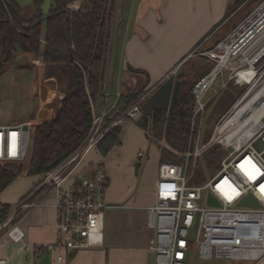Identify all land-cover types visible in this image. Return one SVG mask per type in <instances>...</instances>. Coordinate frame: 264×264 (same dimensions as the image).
<instances>
[{
    "label": "built area",
    "instance_id": "2783aa9c",
    "mask_svg": "<svg viewBox=\"0 0 264 264\" xmlns=\"http://www.w3.org/2000/svg\"><path fill=\"white\" fill-rule=\"evenodd\" d=\"M201 46L190 53L191 57L197 54L212 66L191 90L197 108L186 152L180 154L171 150L164 140L145 131L152 142L182 159L181 163L160 162L157 167L155 202L146 208V226L153 232L148 249L154 255V264H186L192 245L203 261L264 264V147L260 151L253 147L259 141L264 146V116L247 135L232 138L235 126L222 131L225 121L219 124L235 109L234 104L218 120L207 142L200 143L198 134L193 138L196 118L202 116L207 104L221 89L230 81L246 80L248 73L264 63V0L211 49L199 51ZM181 64L169 71L162 82L174 78ZM223 72H226V81L204 100L207 89ZM162 82L145 89L127 109L114 117H108L104 110L95 113L92 108V123L84 142L58 168L42 176L35 191L45 187L53 192L55 240L47 249L55 254L57 264L64 261L68 252L101 247L104 240V220L109 208L105 201L107 172L97 166L89 177L76 179L72 177L74 171L109 130L134 124L142 116L143 105ZM33 127L31 120L0 126V164L27 162ZM214 145L227 152L219 170L204 183L193 184L192 167ZM34 192L21 199L0 220V235L6 233L14 242L23 241L25 235L15 221L21 210L33 206ZM209 198L216 200L218 206L209 204ZM249 199L257 206L242 204ZM193 229L195 234L191 240L189 233ZM0 264L5 261L0 260Z\"/></svg>",
    "mask_w": 264,
    "mask_h": 264
},
{
    "label": "crops",
    "instance_id": "0c3cea01",
    "mask_svg": "<svg viewBox=\"0 0 264 264\" xmlns=\"http://www.w3.org/2000/svg\"><path fill=\"white\" fill-rule=\"evenodd\" d=\"M231 1L234 0H115L105 81L100 96L93 102L94 112L104 110L108 117H114L119 113L122 96L162 82L169 71L228 21L233 13H227ZM79 5L77 1L73 8ZM140 118L120 127V144L108 155L102 156L96 148L74 171L73 178L84 179L97 166L106 170L105 201L109 208L103 245L68 252L61 264H154V255L148 249L153 232L146 226V208L155 202L162 146L149 139L145 131L150 129L140 126ZM146 125H151L150 119ZM145 139L157 148L151 175L146 170L148 162L142 168V161L149 156L146 146L142 147ZM30 178L35 180L31 187L0 203L13 208L34 192L42 176ZM53 199V192L45 187L33 193V206L21 210L15 221L24 239L14 242L6 233L1 234L0 260L5 264H57L55 254L47 249L55 240Z\"/></svg>",
    "mask_w": 264,
    "mask_h": 264
},
{
    "label": "trees",
    "instance_id": "16d2710c",
    "mask_svg": "<svg viewBox=\"0 0 264 264\" xmlns=\"http://www.w3.org/2000/svg\"><path fill=\"white\" fill-rule=\"evenodd\" d=\"M77 1L80 5L73 8ZM114 1L51 0V7L44 15L42 0H33V14L24 19L16 0H0V74L19 54L40 56L44 66L60 67L65 74L64 95L57 112L34 123L27 162L23 165L0 164V194L22 174L43 176L58 168L88 136L92 105L100 96L105 81ZM242 1L237 0V4ZM213 35L203 43L200 51L213 47H205ZM191 58L178 68L177 78L181 83L177 101L168 110L155 109L149 115L142 114L138 121L144 129H150L154 137L162 138L164 135L165 142L178 153H184L188 146L195 108L191 88L212 66V63H207L205 69H200V62L190 63ZM198 59L202 63L205 61L204 57L199 56ZM235 82L230 81L221 92L211 117L225 111L236 99L239 92ZM143 91L145 88L122 96L118 102L119 113ZM149 119L150 126L146 125ZM120 135V127L109 130L99 142L98 152L102 156L108 155L113 147L120 144ZM226 154L219 145L205 151L192 183H203V171L207 172V177L215 174ZM160 160L168 163L182 161L166 148L161 149ZM10 209V205L0 203V220Z\"/></svg>",
    "mask_w": 264,
    "mask_h": 264
},
{
    "label": "rangeland",
    "instance_id": "374dc122",
    "mask_svg": "<svg viewBox=\"0 0 264 264\" xmlns=\"http://www.w3.org/2000/svg\"><path fill=\"white\" fill-rule=\"evenodd\" d=\"M19 6L21 7V16L24 19H28L33 14V0H16ZM244 1V0H243ZM242 1V2H243ZM261 0H249L246 1L241 7L237 4V0L231 1L228 5L227 13L231 10L233 15H230V19L223 23L222 26H219L216 31L212 34L213 37L208 43L205 44V47L214 46L217 41L221 40L240 20H242L249 11ZM51 7V0H42V11L46 15L48 10ZM236 10V11H235ZM231 11V12H232ZM235 11V12H234ZM230 14V13H228ZM211 35V36H212ZM202 49V48H201ZM200 51V50H199ZM197 54L190 59L193 62H198V67L205 69L202 61L198 59ZM201 65V66H200ZM206 65V64H205ZM264 63L259 67H256L254 71L248 73V77L244 81H236L235 87L238 89L239 94L236 96V99L227 107L223 112H219L216 115H212V109L214 103L218 100L221 92L226 89L227 86L221 89V91L207 104L205 107L204 113L202 116L196 118L195 121V134L193 138H196L198 134L199 142L205 143L211 137V134L214 130V127L218 120L231 108L238 99L248 90L253 81L260 75L264 74ZM178 71L176 76L173 79L177 81ZM226 72H223L222 75H219L215 82L207 89L204 100L208 99L215 90L219 89L221 85L226 81ZM65 74L60 67L57 66H44L42 60L39 57L34 55L25 56L19 54L13 63L6 66L5 71L0 74V125H7L17 122H22L26 120H31L33 123L36 121L45 119L49 116L54 115L63 99L64 95V86H65ZM194 85L192 86V88ZM191 88V90H192ZM192 92V91H191ZM197 106L195 105L194 112ZM235 109L231 110L223 121L220 122L219 126L226 121L234 112ZM193 112V114H194ZM193 117V115H192ZM211 117V118H210ZM192 121V119H191ZM198 128H200L198 130ZM191 129V124H190ZM198 130V133H197ZM164 136V135H163ZM159 140H164L163 137ZM190 139V133L188 142ZM165 141V140H164ZM141 142V139H140ZM165 144H167L165 142ZM168 145V144H167ZM141 146V143H140ZM146 146L145 150L149 151V156L142 161V168L145 162H148L147 172L151 175L152 170L156 164L155 159V144H150L148 140L142 142V147ZM169 146V145H168ZM170 147V146H169ZM258 151L263 149V144L259 141L253 145ZM162 148H165L162 146ZM167 149V148H166ZM169 150V149H168ZM171 150H173L171 148ZM187 150V149H186ZM175 151V150H174ZM175 156L179 157L176 153L171 151ZM176 152V151H175ZM186 152V151H185ZM92 154V153H91ZM89 154V156L91 155ZM181 154V153H180ZM223 160V159H222ZM201 156L196 161V166L192 167L194 169L193 180L199 166L201 167ZM204 170V169H203ZM207 172L203 171L202 178L203 183L206 181ZM35 183V180L22 174L18 179L13 181L10 186H8L0 195V200L3 201L11 194L19 193L25 191ZM11 206V205H10ZM195 230L193 229L189 233V238L194 239ZM186 264H245L238 261H229V260H201L198 258L195 248L192 245L190 251L188 252Z\"/></svg>",
    "mask_w": 264,
    "mask_h": 264
},
{
    "label": "bare ground",
    "instance_id": "6f19581e",
    "mask_svg": "<svg viewBox=\"0 0 264 264\" xmlns=\"http://www.w3.org/2000/svg\"><path fill=\"white\" fill-rule=\"evenodd\" d=\"M264 71V70H263ZM264 116V74H260L235 103V110L221 130L235 126L233 137L241 138L256 128Z\"/></svg>",
    "mask_w": 264,
    "mask_h": 264
},
{
    "label": "water",
    "instance_id": "95a60500",
    "mask_svg": "<svg viewBox=\"0 0 264 264\" xmlns=\"http://www.w3.org/2000/svg\"><path fill=\"white\" fill-rule=\"evenodd\" d=\"M248 0H244L239 6L241 7ZM236 11V10H235ZM210 37V35H209ZM207 37V39L209 38ZM205 39V41L207 40ZM204 42V41H203ZM191 57V54L188 55L184 60ZM207 63V62H205ZM181 81H174L173 79L165 80L157 90L148 98L145 104L142 107V113L149 115L152 110L155 109H164L168 110L171 105H173L178 99V92L180 88ZM209 204L218 206V202L212 198H209ZM242 204H250L252 206H257V203L253 200H244Z\"/></svg>",
    "mask_w": 264,
    "mask_h": 264
}]
</instances>
